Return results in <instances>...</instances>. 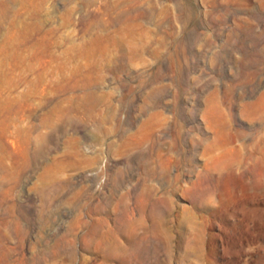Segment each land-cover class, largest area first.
I'll return each instance as SVG.
<instances>
[{
	"label": "rangeland",
	"instance_id": "rangeland-1",
	"mask_svg": "<svg viewBox=\"0 0 264 264\" xmlns=\"http://www.w3.org/2000/svg\"><path fill=\"white\" fill-rule=\"evenodd\" d=\"M0 264H264V0H0Z\"/></svg>",
	"mask_w": 264,
	"mask_h": 264
}]
</instances>
